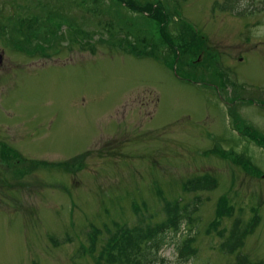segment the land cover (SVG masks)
Listing matches in <instances>:
<instances>
[{
    "label": "rangeland",
    "instance_id": "374dc122",
    "mask_svg": "<svg viewBox=\"0 0 264 264\" xmlns=\"http://www.w3.org/2000/svg\"><path fill=\"white\" fill-rule=\"evenodd\" d=\"M162 1L171 36L181 43L179 19L188 21L209 39V67L220 57L237 87L205 85L210 70L193 69L190 54L172 63L147 10L120 0H0V264H96L118 226H157L175 201L189 220L164 232L154 264H233L221 243L253 208L259 221L239 252L264 264V144L229 116L231 108L264 134V0ZM144 37L151 43L143 50ZM47 39V58L13 49ZM154 43L157 60L143 55ZM174 70L197 72L199 82ZM3 145L25 161L4 158ZM76 156L80 169L65 168ZM205 172L217 179L213 191L182 190ZM221 196L232 209L217 228L224 238L208 230ZM187 237L195 253L184 260L178 249Z\"/></svg>",
    "mask_w": 264,
    "mask_h": 264
},
{
    "label": "trees",
    "instance_id": "16d2710c",
    "mask_svg": "<svg viewBox=\"0 0 264 264\" xmlns=\"http://www.w3.org/2000/svg\"><path fill=\"white\" fill-rule=\"evenodd\" d=\"M121 3L127 2L128 8H138L139 11L141 9L147 10V13L150 15L149 21L152 24H155L157 27V35L162 39V41L167 45L170 49V54L173 55V60L175 63L179 61H183L187 58L188 54L195 59L204 52L207 57V52L205 50V40L201 36H199L193 29L182 23L181 27H179V36L182 40L181 43L177 42L174 37H169V19L170 12L166 9L165 5L160 1H150V2H140L138 0H120ZM23 23V22H22ZM23 24L20 25V27ZM32 26L29 24L28 30H31ZM107 28L109 29L110 36L114 37L116 34V28L112 21H109ZM9 29V28H8ZM16 31V30H15ZM32 33V31H29ZM17 35L20 37L23 36V29H18ZM54 35L53 31H50L48 36L51 37ZM53 40L47 39L45 43H40L39 45L33 44V47H29L27 45V41L14 43L13 49L25 55L26 58H34L38 57H46L48 55L49 50L52 47ZM70 41V40H69ZM70 42H76V39L71 40ZM145 37L140 38L137 42V45H141L143 50L150 44ZM116 44V43H113ZM17 48V49H16ZM88 49L93 51V46L88 45ZM143 50H140L142 52ZM145 56H151L154 59H158V51L157 47L154 43V47L148 49V52H143ZM171 57V56H170ZM205 60V59H204ZM193 61V60H192ZM191 61L190 64L193 62ZM179 74V71L177 70ZM194 71L190 72L192 75ZM189 75V76H190ZM186 76V75H181ZM188 76V77H189ZM238 124L244 127L243 132L245 136L249 137L250 140L254 141L255 144H264V137L257 130L253 129L250 125L247 124ZM2 156L4 158L10 159V162L19 161L23 163L25 161L23 158L21 159V154L11 148L10 146L3 145ZM23 157V156H22ZM82 157L76 156L73 161L64 163V167L69 169H73L77 166V169H80V162ZM239 165L242 167L250 168L252 167L251 163L247 164L243 157H239L234 159ZM54 166H60V164H55ZM216 180L214 178L209 177V175H196L187 180H185L181 184V188L185 192H197V191H205L211 190L216 186ZM196 202H199L198 200ZM227 199L225 196L219 198L216 206V214L214 220H212L209 224V231L212 229H217V227L221 224L220 218H223L224 215H227V212H231L232 209L227 207ZM178 202L174 203H165V212L166 216L162 223L158 224L154 227H141L134 226L131 228L128 227H120L118 230L110 236L108 239V244L105 248V254L108 264H144L146 259L149 260L150 263L154 264L156 259V254L160 249L161 244L163 243L162 239L165 238V231L174 230L177 232L179 229V225L182 222L185 216V211L181 209ZM189 220V218H187ZM191 223V222H189ZM254 219L251 220L248 224L242 225L239 220L234 221L232 228L229 230L225 240L221 243L220 249L225 251L227 254L235 253V262L233 264H253L249 262L248 258L242 254H240L239 250L243 246V240L249 232L251 225H253ZM216 233L220 238H224L225 229L220 231L216 230ZM193 241V237H188L184 241L181 242L180 247L178 249V253L180 258L187 260L190 256L194 255L195 250L192 249L189 244ZM155 252V254H154Z\"/></svg>",
    "mask_w": 264,
    "mask_h": 264
},
{
    "label": "water",
    "instance_id": "95a60500",
    "mask_svg": "<svg viewBox=\"0 0 264 264\" xmlns=\"http://www.w3.org/2000/svg\"><path fill=\"white\" fill-rule=\"evenodd\" d=\"M1 61H2V56L0 55V64H1Z\"/></svg>",
    "mask_w": 264,
    "mask_h": 264
},
{
    "label": "flooded vegetation",
    "instance_id": "af4514ba",
    "mask_svg": "<svg viewBox=\"0 0 264 264\" xmlns=\"http://www.w3.org/2000/svg\"><path fill=\"white\" fill-rule=\"evenodd\" d=\"M3 61V60H2Z\"/></svg>",
    "mask_w": 264,
    "mask_h": 264
}]
</instances>
